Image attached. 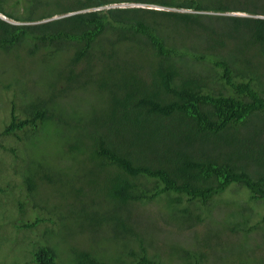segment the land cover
I'll return each mask as SVG.
<instances>
[{
	"label": "trees",
	"instance_id": "1",
	"mask_svg": "<svg viewBox=\"0 0 264 264\" xmlns=\"http://www.w3.org/2000/svg\"><path fill=\"white\" fill-rule=\"evenodd\" d=\"M21 1L17 10L35 2L47 9L6 15L15 22L0 18V54L25 47L49 63L64 53L70 73L81 65L101 68L98 87L109 95L99 98V106L90 102L89 111L62 103L53 113L61 88L49 80L53 94L33 98L0 83V136L19 142L49 126L58 130L55 150L43 151L48 167L61 169L60 178L53 170L22 169L30 155L26 147L0 140L16 175L9 189L0 185V219L35 234L26 242L33 263L116 264L114 251L59 248L63 235L92 225L98 240L122 241L121 264H166L159 254L182 264H221L211 257L212 235L185 246L177 234L170 238L171 224L179 234L185 228L199 237V224L229 225L241 215L229 231L264 228V18L252 15H264V0ZM236 11L250 15L230 14ZM244 53L249 56L241 59ZM54 180L59 190L50 185ZM237 192L239 199L230 196ZM153 202L163 216L147 207ZM219 203L228 207L220 220L211 216ZM247 210L257 223L249 224ZM258 261L264 264V255L235 264Z\"/></svg>",
	"mask_w": 264,
	"mask_h": 264
},
{
	"label": "rangeland",
	"instance_id": "2",
	"mask_svg": "<svg viewBox=\"0 0 264 264\" xmlns=\"http://www.w3.org/2000/svg\"><path fill=\"white\" fill-rule=\"evenodd\" d=\"M23 3L24 2H22L21 0H0V15H2L1 19H5L7 16L12 17L14 14L22 13L23 11L39 14L45 12V10L47 9V7H45L44 5H38V3L35 2L36 5L31 7L30 10H17L18 7H20ZM118 5L139 6L137 3H118ZM140 6L152 7L157 9L164 8L156 4H150L146 6L140 4ZM167 9L177 10L181 12H187L188 10L193 11V9L185 8L175 9L168 7ZM75 11L79 12L78 10ZM230 14L248 15L249 13L236 11L230 12ZM252 15L264 18V15L261 14ZM6 20L15 22V20H11L10 18H6ZM29 48L30 47H28V49ZM10 50L12 51H9L5 55L0 54V83L3 85H11V87H13V85L16 86L19 89L21 97L27 96L26 98H33L34 96H37V94L47 96L53 94L51 93V90L53 91L55 87L51 88L50 85L46 83L47 80H49L51 83L61 88V92H59L60 95L54 96L55 105L52 106L53 113L58 112L56 104L63 103L64 105L69 106L71 103H77L78 106H80L81 110L89 111L90 102L94 105L99 106V98H109V95L106 92H102L98 87L104 75V71L101 68L84 69L83 65H81L82 69H78L76 67L71 73H78L75 74V77L72 80L65 81L66 84L63 85V79L69 77V75L71 74L70 67L65 65L66 55L64 53L54 55L50 59V62L47 63L43 62V56H41V58L38 57L39 53L30 54L29 51L25 50V47H18L16 49L11 48ZM252 52L253 50H251V53ZM240 55L241 59L249 56L248 53ZM113 73L116 76L120 75V71L117 70L113 71ZM0 113L3 114L2 111H0ZM78 114L86 116L90 115L88 112L82 111H79ZM65 115L68 114L64 111L62 118H64ZM240 130L241 133L237 134L240 137H244L245 133L243 129ZM27 134L23 137H20L19 142L13 140L12 138L6 139L5 137L0 136L1 144L15 146L16 143H20L19 145L23 144L26 147L25 150L30 153V155L28 157V161L22 166V169H26L28 171L33 170L38 174H44L50 170H53L56 171L54 176L60 178V172L58 170L61 169L55 166V163H51L52 165L54 164V166L49 168V163H47V155H45L46 153L43 151V148L45 147H48L47 149L50 150V152H53L55 150V144L58 139V130L54 126H49L45 129L40 130L36 136H30V133ZM243 134L244 136H242ZM5 141H8V143ZM3 150V148H0V185H3L5 189H9L15 183V168L14 163L11 161L12 155L9 152ZM66 155L59 156V160L57 161V163L65 160ZM56 160L57 159H54V161ZM80 175L81 174L79 173V176ZM58 181L54 180L50 182V185H52L55 190H59L61 186ZM52 187H47L46 189L51 190ZM230 196L235 199H239L241 194L239 192L232 194L230 193ZM51 199H53V197ZM152 204L154 205H150L147 207H149L154 212L160 213L157 214L158 216H163L164 213H162L161 208H159L154 202ZM141 208L143 209V207ZM227 208V206L224 207V205L219 203L217 204V207L212 210L211 216L213 217L214 215L215 218L220 220L223 216L222 211ZM263 208H259L257 210L263 211ZM246 213L250 215L249 224H255L258 222V218H256L257 215H254L253 210H247ZM200 215L203 217V219L205 218V215ZM239 218H241V215L235 216L233 221L229 222V225H224V222L223 224L221 222H218L219 224H216L208 221L202 226V224L204 223L202 221L203 223L199 224L197 229V231L199 232V237L197 236L198 234L196 231H189L185 228L182 229L181 233L179 234L177 228L172 223L171 228L174 229V231H171L174 233V235L170 236V238L172 237V239L174 240L173 236H176L177 234L179 240H183L184 238V241L186 242L184 244L185 246H192V240L201 239L206 234L212 235L214 238L212 239L213 241L211 240V242L214 245L213 250L211 251V257L214 262L219 261L221 264H235L241 260L248 261L255 255H264V228H256L250 231H247L244 228L242 229V231H229L230 227L233 226V223L239 220ZM142 219H145V217H142ZM84 225H89L87 224V220L85 221ZM259 226H264V222ZM200 228L203 233H201ZM246 233L250 236L244 237V234ZM166 234L167 233H165V231L161 233V235L164 236H166ZM34 235L35 234L28 229H12L9 225V222L5 220V218L0 219V264H35L32 262L31 246L26 244V242H28V238L32 239ZM108 235L111 237L110 232H108ZM63 236L65 237V239L63 240L61 239V236L59 237L60 240L63 241V244L61 243V246L59 247L60 249L62 248V251H65L66 248L68 249L70 245L83 247L84 249L86 248L93 252H99L102 249L104 253H106L105 255H111V253H113L114 251V258H112L113 263H122L121 256L119 255L120 250H125L123 244L121 245L122 241H120L118 238H114V240L110 238H101L98 240V237L100 236L99 230H93L92 225H90V230L82 227L81 231H71L70 233H66ZM159 236L160 234L158 235V237ZM180 237H182V239H180ZM15 239L18 241H15ZM168 241L173 242L172 240ZM58 245L59 243L57 240L55 241L54 246ZM159 255L161 258L159 262L164 261L166 262V264L186 263V261L184 260L182 262H177L176 259H174L173 261L172 257L169 254ZM256 259L257 258H253L252 260H250L251 263H254V260ZM65 262V260H59V264H65ZM188 264H190L189 261ZM256 264H262V261H258Z\"/></svg>",
	"mask_w": 264,
	"mask_h": 264
},
{
	"label": "clouds",
	"instance_id": "3",
	"mask_svg": "<svg viewBox=\"0 0 264 264\" xmlns=\"http://www.w3.org/2000/svg\"><path fill=\"white\" fill-rule=\"evenodd\" d=\"M116 6H119L118 4H115ZM114 5V6H115ZM69 14H71V13H69ZM66 15H68V14H66ZM2 17V15H0V18ZM7 18V17H6ZM6 18L5 19H3V20H6Z\"/></svg>",
	"mask_w": 264,
	"mask_h": 264
}]
</instances>
